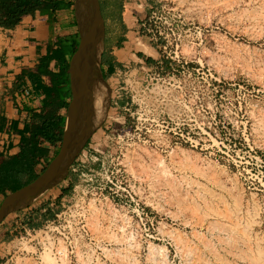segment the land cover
Wrapping results in <instances>:
<instances>
[{
	"label": "rangeland",
	"instance_id": "1",
	"mask_svg": "<svg viewBox=\"0 0 264 264\" xmlns=\"http://www.w3.org/2000/svg\"><path fill=\"white\" fill-rule=\"evenodd\" d=\"M136 2L126 8L112 0L104 29L123 12L139 20L159 3L175 16L164 24L167 45L152 49L136 35L127 44L142 55L148 47L144 56L160 60L139 74L140 119L127 144L103 135L111 92L101 84L93 145L107 148L113 202L89 186L93 228L31 227L36 232L25 234L24 215L69 200L74 183L61 182L4 220L0 264H50L41 259L48 230L75 246L76 264H264V0Z\"/></svg>",
	"mask_w": 264,
	"mask_h": 264
},
{
	"label": "crops",
	"instance_id": "2",
	"mask_svg": "<svg viewBox=\"0 0 264 264\" xmlns=\"http://www.w3.org/2000/svg\"><path fill=\"white\" fill-rule=\"evenodd\" d=\"M71 1L73 5L67 9L52 11L49 7L33 15L23 16L16 25L14 40L4 49H0V164L3 160L20 153L24 145L21 137L29 136V132L22 133V130L25 126H30L33 115L45 114L51 110L46 107L47 91L53 84L51 74L55 77L63 75L61 63L51 55L59 50L62 42L71 41L78 36L75 0ZM98 1L102 16L105 10L109 14L112 0ZM136 1L123 0L124 7L127 8L133 2L137 4ZM146 15L145 12L143 16ZM143 16L137 20L131 12L126 11L123 12L120 22L109 20L105 22L103 47L98 58L105 81L110 79L117 68L133 64L143 57L132 47L127 46L131 44V35H136V30L134 31L137 29L136 23H139ZM66 59L69 61L70 56H66ZM151 59V62L157 61L154 56ZM67 80L64 86L68 89ZM22 88L28 89V95H21ZM62 100L67 102L68 98L63 97ZM64 113V108L56 112L61 116H64ZM47 144L49 145L40 146L45 149V155L38 158V161L53 158L52 152H55L61 143ZM35 171L40 174L37 167ZM10 193L5 186L4 192L0 193V200ZM44 206H48V202ZM52 216L53 213L50 211L41 215L38 209L25 218L27 222L32 223L30 227L39 228L43 221L51 219Z\"/></svg>",
	"mask_w": 264,
	"mask_h": 264
},
{
	"label": "built area",
	"instance_id": "3",
	"mask_svg": "<svg viewBox=\"0 0 264 264\" xmlns=\"http://www.w3.org/2000/svg\"><path fill=\"white\" fill-rule=\"evenodd\" d=\"M173 16H175L174 10L167 4L159 3V6L151 8L146 17L139 22V26L136 29L137 42L146 44L145 39H147V45L152 49H160L163 44L167 45L169 41L164 24H167L168 19ZM15 32L16 27L4 28L0 25V49H4L5 46L14 40ZM141 52L143 53L142 58L133 64H126L122 68H117L109 79L111 88L110 106L107 116L109 125L105 126L103 135L107 134L110 144L114 140L117 144H127L133 138L132 132L135 120L138 121L140 119L138 116L135 117L137 113L136 107L139 105L136 102L139 96L137 90L141 83L139 74L147 73L160 64V60L149 63L147 61L148 57L144 56L146 54L143 51ZM21 95H28V89L22 88ZM93 143L94 139L80 152L69 167L66 181L73 182L74 180L71 197L69 200L61 201L58 207L54 201H51L48 206L41 208V215L50 211L53 216L51 219L43 221L39 228H93L91 214L94 213L95 215L96 213L90 208V205L92 203L97 205V203L96 200L87 196L86 190L89 186H99L101 189V200H105L107 204L113 202L111 200L113 197H111L110 193L113 180L107 174L103 160L104 151L107 148L102 147L100 141H97L94 145ZM44 145L49 144L41 138L39 146ZM44 167H46L45 160L39 159L37 171L40 173ZM83 206H87L90 213L87 214V211L79 213L78 207L83 208ZM59 208L62 210L57 212ZM25 217L24 215V218L21 219V228H23L24 233L29 235L32 231L36 232L34 229H30L31 227ZM4 223L3 221L0 224V231ZM88 235L85 230L84 234H82L83 239H87ZM44 238L46 241L43 245L52 244L51 255L57 259V264H76L77 252L74 245L63 241L49 230L44 231ZM88 239L90 238L88 237Z\"/></svg>",
	"mask_w": 264,
	"mask_h": 264
},
{
	"label": "water",
	"instance_id": "4",
	"mask_svg": "<svg viewBox=\"0 0 264 264\" xmlns=\"http://www.w3.org/2000/svg\"><path fill=\"white\" fill-rule=\"evenodd\" d=\"M79 44L70 60L74 99L68 108L59 151L39 176L8 194L0 204V224L49 189L66 180L69 167L85 148L96 129L92 84L100 76L98 53L104 37V22L98 0H75ZM100 80L103 79L100 76Z\"/></svg>",
	"mask_w": 264,
	"mask_h": 264
},
{
	"label": "trees",
	"instance_id": "5",
	"mask_svg": "<svg viewBox=\"0 0 264 264\" xmlns=\"http://www.w3.org/2000/svg\"><path fill=\"white\" fill-rule=\"evenodd\" d=\"M72 5L71 0H0V25L4 28H14L23 16L33 15L35 12L49 7L52 11H57L70 8ZM78 44L79 37L76 36L71 41L62 42L59 50L52 53L51 56L61 63V74L63 75L55 77L51 74L53 84L52 88L47 91L46 96V107L51 110L45 114L33 115L30 126H25L22 130V133L29 132V136L21 137L24 145L20 153L17 156L3 160L0 164V193L4 192L5 186L11 192H14L33 182L39 176L35 171L38 164L37 159L45 155V149L39 146L41 138L51 144L61 143L65 118L57 115L56 112L67 106V103L62 100L63 97L69 95V90L64 86L69 65L66 56L71 57L75 53ZM151 60L147 59L149 63H152ZM51 160L52 158L45 161L46 166ZM44 169L45 167L42 168V171ZM28 224L32 226L31 222H28Z\"/></svg>",
	"mask_w": 264,
	"mask_h": 264
},
{
	"label": "flooded vegetation",
	"instance_id": "6",
	"mask_svg": "<svg viewBox=\"0 0 264 264\" xmlns=\"http://www.w3.org/2000/svg\"><path fill=\"white\" fill-rule=\"evenodd\" d=\"M78 37H79V33H78ZM80 40V39H79ZM102 45H103V42H102ZM101 45V47L100 48H102L103 46ZM78 47V46H77ZM100 48H99V53H100ZM99 53H98V58H99ZM72 57V56H71ZM71 57H70V59H69V65H68V71H67V73H68V90H69V95H68V100H67V106H66V108H64V110H65V113H64V118L66 119V116H67V113H68V108H69V106H70V104L72 103V101H73V99H74V94H73V86H72V75H71V72H70V60H71ZM98 64H99V62H98ZM99 72H100V76H101V78L103 79V82H102V80H100V76H96V79H95V81L93 82V84L91 85L92 87V106H93V110H94V114H95V116H97V107H98V104H96L97 103V101H98V99L99 98H101V100H100V105H99V107L100 108H104V106H103V98H102V95H103V92H102V90H101V84H104L105 83V78H104V74H103V71L100 69V65H99ZM108 82V87H109V89H110V92H111V88H110V85H109V80L107 81ZM100 92V93H99ZM111 95V94H110ZM96 98V99H95ZM96 100V101H95ZM109 106H110V96H109V100H108V106H107V114H106V117L108 116V112H109ZM96 120H97V118H96ZM97 133H98V131H94L93 132V134L90 136V138H89V140H88V142H87V144H86V146L89 144V142L91 141V140H93L94 139V137L97 135ZM85 146V147H86Z\"/></svg>",
	"mask_w": 264,
	"mask_h": 264
},
{
	"label": "bare ground",
	"instance_id": "7",
	"mask_svg": "<svg viewBox=\"0 0 264 264\" xmlns=\"http://www.w3.org/2000/svg\"><path fill=\"white\" fill-rule=\"evenodd\" d=\"M141 46V45H140ZM145 48V50H144V52L146 53V54H148V55H151V53H152V50H150L148 47H144ZM100 93V92H99ZM96 99V98H95ZM100 100H101V98H99L98 99V101H97V103L96 104H98V107H97V116H96V118H98L99 117V115L103 112V108H100L99 107V105H100ZM96 101V100H95ZM159 161H162V158H161V160H159ZM159 165H161V163H159ZM162 166V165H161ZM92 205H95V204H91L90 206H92ZM91 209H92V207H90ZM108 209V208H107ZM150 247V246H149ZM46 251L45 252H43V254H42V256H41V259H42V261L44 262V263H52V264H57V259L56 258H54V257H52V255H51V249H52V244H49V245H47L46 246ZM152 248V247H151ZM155 248V247H154ZM165 250V249H164ZM27 264H30V263H27Z\"/></svg>",
	"mask_w": 264,
	"mask_h": 264
}]
</instances>
